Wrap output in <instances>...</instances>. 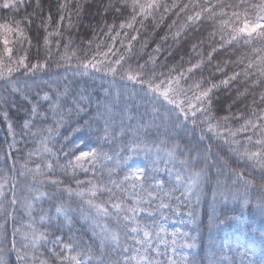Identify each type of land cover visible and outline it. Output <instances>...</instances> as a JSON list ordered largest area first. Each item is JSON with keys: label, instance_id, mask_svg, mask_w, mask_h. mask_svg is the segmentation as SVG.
<instances>
[{"label": "snow or ice", "instance_id": "obj_1", "mask_svg": "<svg viewBox=\"0 0 264 264\" xmlns=\"http://www.w3.org/2000/svg\"><path fill=\"white\" fill-rule=\"evenodd\" d=\"M0 12V264L13 252L197 264V237L169 232L171 216L198 225L206 202L222 227L239 223L222 209L252 201L264 215V0H0ZM167 19L146 52L147 27ZM134 155L151 166L133 169ZM250 251L221 242L207 264H256Z\"/></svg>", "mask_w": 264, "mask_h": 264}, {"label": "trees", "instance_id": "obj_2", "mask_svg": "<svg viewBox=\"0 0 264 264\" xmlns=\"http://www.w3.org/2000/svg\"><path fill=\"white\" fill-rule=\"evenodd\" d=\"M3 15H5V13L0 12V16ZM171 19H175V17L172 16ZM171 19H167L166 23L162 25L160 29H156L155 31L152 30L151 26L147 27V39L149 41V47L146 49V52L150 53L152 51V48L155 46L153 41L160 42V37L164 36L167 33L168 31L167 24L171 23ZM173 31H175V29H173ZM86 34H90V33L87 32L81 33V35H86ZM33 43H35V41H33ZM78 44H79V38H77V45ZM168 44L172 45L173 41L169 39ZM77 45H74L73 47L75 48L77 47ZM139 46H140L139 44L136 45L137 48ZM56 51L57 50L55 49L54 41H53V52L56 53ZM62 51L63 49L61 48L60 52ZM224 58L227 59L228 57H224ZM74 63L75 61H73V64ZM131 63L134 64L135 61L133 60L131 61ZM207 74H208L207 71H205L204 75ZM199 75L200 73L196 74L197 77H199ZM44 78L47 79V77ZM13 111L15 112L16 110L13 109ZM20 115H23V113H20ZM4 135L5 133L3 127H0V141H3ZM213 151L218 152L219 149L214 147ZM225 151H227L226 148ZM220 155L224 156V153L221 152ZM229 162L231 163V161ZM146 164L151 166V162L146 161L143 158V155L140 156L134 155V158L131 161H129V165L133 169H135L137 166L144 167ZM232 166L236 167V164L233 163ZM160 167L163 168L164 165L161 164ZM80 178L84 179L83 176H81ZM221 211H222L221 219H223L224 216L231 218V217L242 216L243 214H245L247 222L246 224H244V230H240V229L234 230L231 225L232 222L226 223L225 229H222V227H215V225L211 224L209 221V212L206 202L202 203L201 205V214L198 219V225L181 224V223H178V225H176L177 216H171L170 219L165 224V227L168 229L169 232H171L174 230V227L177 226L180 230L184 232H188L192 236L197 237V247L191 250L186 249V251L189 252L190 258L194 257L197 264H201L202 258H204V264H207V261L211 258L213 246L215 245L218 247L221 242L230 243L233 247L239 245L241 251H247L248 249L251 250L249 252V255H253L256 264H264V239H262V237H264V215H262L259 212L258 208L256 207V201H252V203L246 208L241 207L240 203H236V204L229 203ZM182 216L184 218H187L186 215H182ZM252 239H254L255 241H253ZM6 259H7V264H17L16 256L14 252L11 255L7 256ZM240 259L241 257L237 256V260L239 261Z\"/></svg>", "mask_w": 264, "mask_h": 264}, {"label": "rangeland", "instance_id": "obj_3", "mask_svg": "<svg viewBox=\"0 0 264 264\" xmlns=\"http://www.w3.org/2000/svg\"><path fill=\"white\" fill-rule=\"evenodd\" d=\"M77 134L79 135V137H80L81 139L84 138V137L81 136L80 133H77ZM89 138H90V136L87 137L85 140H87V139H89ZM69 140H71V137H69ZM84 143L86 144V146H87V150H88V148H90V144L87 143L86 141H85ZM84 143H83V144H80V143H79V140H77V141L75 142V144H77V145L79 146V148H82V147L84 146ZM83 150H86V149H83Z\"/></svg>", "mask_w": 264, "mask_h": 264}]
</instances>
